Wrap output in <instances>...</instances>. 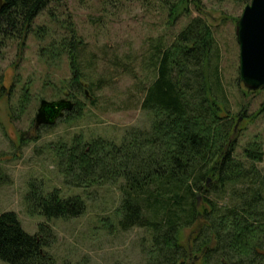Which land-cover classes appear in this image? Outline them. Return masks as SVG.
Here are the masks:
<instances>
[{
    "label": "trees",
    "instance_id": "obj_1",
    "mask_svg": "<svg viewBox=\"0 0 264 264\" xmlns=\"http://www.w3.org/2000/svg\"><path fill=\"white\" fill-rule=\"evenodd\" d=\"M53 1L3 0L0 52L9 42L23 49L35 19ZM159 2L170 26L189 17L190 7L199 11L201 6L200 0ZM64 29L67 36L42 54L66 55L71 75L59 92L76 100L75 111L79 96L89 101L101 86L87 80L76 30L71 24ZM213 48L209 25L190 18L169 45L161 40L149 45L142 68L153 76L140 90L141 108L152 115L148 129L126 132L118 145L75 136L55 148L66 185L83 190L99 183L118 185L117 229L148 231L144 264H264V170L257 166L263 152L253 142L241 157L235 154L236 123ZM26 202L30 213L48 220L74 219L86 210L81 196L61 197L59 189L40 194L32 186ZM194 226L189 251L178 236ZM45 228L40 224L38 233L28 234L15 213L0 212V261L55 264L44 251L51 238Z\"/></svg>",
    "mask_w": 264,
    "mask_h": 264
},
{
    "label": "rangeland",
    "instance_id": "obj_2",
    "mask_svg": "<svg viewBox=\"0 0 264 264\" xmlns=\"http://www.w3.org/2000/svg\"><path fill=\"white\" fill-rule=\"evenodd\" d=\"M199 11L174 25L159 0H54L34 22L23 49L9 42L0 52V212H13L28 234L45 225L51 238L44 251L55 264H144L149 246L145 229H117L114 212L119 205L117 184L99 183L83 190L68 186L58 168L56 147L101 138L119 144L126 132L148 129L152 115L143 111L140 91L152 78L142 68L149 45H169L190 18L200 17L210 27L223 88L234 120L235 154L253 142L263 152L264 88L248 92L240 83L236 23L250 0H200ZM71 24L83 42L86 77L101 89L93 91L91 105L78 97L75 111L53 126L33 127L41 100L62 99L59 89L70 75L66 55L42 51ZM43 32L41 37H37ZM60 94V95H59ZM73 103V99H69ZM40 194L59 189L61 197L79 195L86 203L83 215L48 220L32 214L26 202L30 188ZM112 225V227H108ZM197 227L182 230L179 243L188 248ZM48 232V231H47ZM0 264H7L0 261Z\"/></svg>",
    "mask_w": 264,
    "mask_h": 264
},
{
    "label": "water",
    "instance_id": "obj_3",
    "mask_svg": "<svg viewBox=\"0 0 264 264\" xmlns=\"http://www.w3.org/2000/svg\"><path fill=\"white\" fill-rule=\"evenodd\" d=\"M3 0H0V8ZM236 40L239 47L240 83L248 92L264 88V0H250L237 23ZM74 110V103L62 98L41 100L35 115V125L53 126L66 113Z\"/></svg>",
    "mask_w": 264,
    "mask_h": 264
},
{
    "label": "flooded vegetation",
    "instance_id": "obj_4",
    "mask_svg": "<svg viewBox=\"0 0 264 264\" xmlns=\"http://www.w3.org/2000/svg\"><path fill=\"white\" fill-rule=\"evenodd\" d=\"M67 114V113H66ZM65 116V115H64ZM33 127L36 129H38V128H40L41 126H38V127H36V125H35V117H34V119H33ZM43 127H45V126H43Z\"/></svg>",
    "mask_w": 264,
    "mask_h": 264
}]
</instances>
